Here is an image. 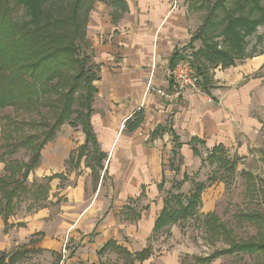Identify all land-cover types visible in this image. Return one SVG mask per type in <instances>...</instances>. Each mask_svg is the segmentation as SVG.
Returning a JSON list of instances; mask_svg holds the SVG:
<instances>
[{"label": "trees", "instance_id": "16d2710c", "mask_svg": "<svg viewBox=\"0 0 264 264\" xmlns=\"http://www.w3.org/2000/svg\"><path fill=\"white\" fill-rule=\"evenodd\" d=\"M97 1L102 0H0V139L4 142L0 145V163L4 164V173L0 175V218L4 220L6 229L8 220L21 209L22 202L31 200L28 210L34 211L47 200L50 182L63 176L54 174L45 178L44 183L27 185L30 174L41 163L45 145L54 140L57 131L66 123L73 127L81 126L86 136L85 143L71 155L70 163L73 164L76 158L75 166L79 167L86 157L87 167L98 178L105 169L106 155L100 149L91 120L100 65L94 60L87 37L89 18ZM263 1L185 0L188 10H205L206 13L190 41L175 49L169 65L174 66L181 59L189 58L199 77L201 91L211 95L216 88L212 70L218 67L227 69L255 57L247 51L248 39L256 34L259 27H264ZM105 3L113 9V22L128 12L126 0ZM19 11L23 14L17 18ZM196 42L201 43L198 49H195ZM188 48L192 49L190 55L186 53ZM258 55H264V51ZM8 108L13 110V115L3 114ZM142 122L143 117L137 112L128 122L127 129L133 131ZM165 132L171 134L173 142L169 166L177 173L183 163L180 137L171 128L159 126L151 138H163ZM188 145L194 155L200 157V146H205L206 142L192 138ZM21 150L30 154L29 162L14 158ZM239 159L230 157L224 144L215 145L207 157L211 164L217 165L225 183L234 181ZM241 176L245 181L248 202H257L264 207V179L248 170H242ZM188 179L184 173L183 181L176 183V189H180ZM208 180L210 184L217 178ZM165 182L164 176L158 185L159 190L164 188ZM193 184L187 197L180 192H169L155 221L154 235L199 216L202 195L208 184L200 181ZM144 190L145 187L143 193ZM122 212L132 221L142 216L132 204H127ZM234 222H223L216 212L206 214L203 223L209 237L215 245L222 243L223 246L216 247L208 256H191V259L196 264H212L220 258L248 256L256 264H264V211L252 208L239 210L234 214ZM237 228H252L255 233L241 237ZM109 248L115 249L123 258V264L143 263L153 252L149 245L131 253L110 241L99 255L102 256ZM41 251L23 248L10 256L2 253L0 264H17L27 259L31 252ZM100 264L105 263L101 261Z\"/></svg>", "mask_w": 264, "mask_h": 264}, {"label": "crops", "instance_id": "0c3cea01", "mask_svg": "<svg viewBox=\"0 0 264 264\" xmlns=\"http://www.w3.org/2000/svg\"><path fill=\"white\" fill-rule=\"evenodd\" d=\"M126 1L128 12L119 21L113 22V9L99 1L94 4L88 22L87 37L92 45L94 60L100 65L91 120L97 142L106 155L105 171L101 173V178L96 179V189H93L92 183L96 176L86 167L85 157L79 167L75 166L76 158L74 166L69 161L71 155L85 143V134L81 131L76 137L71 129L62 126L54 140L42 150V160L35 173L40 172V177L64 174V188H60L59 179L54 180L49 200L54 204L59 197H64L81 210L55 215L52 207H48L22 216L17 213L8 220V232H4L5 222L0 218V251H9L15 244L28 243V237L39 232L45 233L44 239L27 249L62 253L69 244L71 249L67 247V255H64L61 264H100L102 256L99 251L110 241L130 251L129 245L121 240L120 225L116 219L120 210L115 205L117 201L112 200L116 197L148 199L146 210L138 221L141 227L139 235L144 238L153 231L158 206L155 200H159L158 185L162 183L164 171L162 149L157 140L171 134L165 132L163 138L156 139H152L151 134L159 126H166L180 137L183 147L184 140L199 138L206 145L224 144L227 148V138L247 133L250 127L253 129L257 124L254 118L242 115L239 109L241 102L247 104L252 83L230 94L220 93L216 88L211 95L190 94L184 103L147 93L148 83L156 88L168 87L163 68L169 64L175 49L190 41L192 30L186 19L187 11L182 10L178 0ZM261 57L260 62H249L244 68L260 69L264 65V55L257 57ZM231 74L220 79L239 80L238 75ZM137 112L141 113L143 122L129 131L128 122L134 119ZM188 142L186 145L190 148ZM68 169L72 170V174L68 175ZM104 176L110 183L105 191ZM111 183L124 186L117 188ZM84 203L87 204L85 207ZM59 216L69 222L64 219L57 221ZM19 223L24 225L18 226Z\"/></svg>", "mask_w": 264, "mask_h": 264}, {"label": "rangeland", "instance_id": "374dc122", "mask_svg": "<svg viewBox=\"0 0 264 264\" xmlns=\"http://www.w3.org/2000/svg\"><path fill=\"white\" fill-rule=\"evenodd\" d=\"M105 0L100 1L105 3ZM176 1V0H173ZM180 1V2H179ZM99 2V1H97ZM96 2V3H97ZM95 3V4H96ZM106 4V3H105ZM264 4V1H263ZM107 5V4H106ZM178 5L182 8V10L187 11L186 19L188 20L189 25L191 26L190 31L194 33L199 25L201 24L204 15L206 13L205 10L194 12L188 10V7L185 3V0H178ZM174 7V6H173ZM23 14V11H19L17 18H20ZM195 30V31H193ZM261 39V40H260ZM248 53H252L255 55L254 58L247 59L244 62H238L235 67L229 69H222L218 67L215 70H212V75L216 84V89L219 90L220 93H234L235 91H240L248 83H252L251 88L249 89V98L247 104L239 105L240 113L242 115H246L250 117V119H255L257 124H254L253 129L251 127L247 130V133L243 132V134L233 135L231 138H227L225 144L228 146L227 149L229 151V155L232 158H240L237 174L233 182L225 183L224 178L220 175L218 171L217 165L211 164L207 157L213 148L212 144H207L205 146H200L202 156H194L191 149L186 145L189 141V138L184 140L185 145L182 149L183 163L180 165L179 172L175 173L169 166L170 161L172 160V138L170 135H165L163 139L157 140V144L159 148H161L162 152V166H163V177L165 176L166 182L164 188L158 191L157 198L158 201L155 200V203L158 204L156 208V219L159 217L161 210L163 209V200L169 194V192H180L183 193L186 197L190 194L193 189L194 182L200 181L208 184V187L203 193V204L200 209L199 216L196 218L188 219L187 221L175 224L168 228V230H164L161 233L154 235L153 231L147 235V237L140 236V229L138 225V221H132L126 218L123 215L122 207L131 202L135 208L141 212L146 210L145 206L148 202V199L144 198H132V199H123L117 198L112 201H117L116 206L120 210V213L116 217L118 224L120 225V233L122 234L121 240L127 243L129 248L133 253L143 250L147 248L149 245L153 247V252L151 257L141 263L136 262L135 264H196L191 256H208L211 254L216 247L223 246L222 243L214 244L212 239L209 237L203 220L205 215L209 212H216L217 215L221 218V220L228 224H234V214L239 210H245L248 208L258 209L264 211V207L259 203H250L245 197V181L241 176L242 170H248L257 177L264 179V65L257 70H249L244 68V65L248 64L252 61L260 62L261 58H257L260 51H264V27H259L258 31L255 35L248 39ZM201 46L200 42L195 43V49H198ZM186 53L190 55L192 53V49L188 48ZM257 58V59H255ZM255 59V60H254ZM255 62V63H256ZM165 65V64H162ZM232 72L233 75H238L239 80L233 79L231 81H222L220 77L225 76L226 74H230ZM243 74V76H241ZM257 83V84H256ZM200 94H205L201 92ZM218 95V94H217ZM217 101V100H214ZM221 101V100H220ZM3 114L13 115L14 112L12 109L8 108L3 111ZM76 117V115H74ZM254 121V120H252ZM255 123V122H254ZM251 126V125H250ZM66 129H71L76 137L80 136L82 131L81 126L73 127L69 123H66L64 126ZM0 131H1V122H0ZM1 135V134H0ZM1 138V136H0ZM4 142L0 139V145ZM78 150V149H77ZM14 158L24 160L25 162H29L30 154H26L25 151L21 150L19 154H17ZM86 160V157H85ZM86 164V162H85ZM177 164V163H176ZM74 166V162H73ZM87 167V165H86ZM37 169V168H36ZM35 169V170H36ZM55 170V169H53ZM57 170V169H56ZM68 175L72 174V170H67ZM105 171V169H104ZM103 171H101L102 173ZM4 173V164L0 163V175ZM82 174V172H78ZM100 173V178H101ZM187 173L189 179L182 183L180 189H176V183L183 181V174ZM59 174V173H58ZM166 174V175H165ZM54 174L47 175L44 177H40L41 173L37 174L33 171L28 179V186L38 185L40 183H44L43 180L47 177L53 176ZM56 177L50 182V190L48 194V198L45 202L41 204L38 208L28 210V205H30V201H25L21 203V209L17 211L19 215H24L25 213H32L38 210H42L48 207H52V211L56 215L57 213L62 214L64 212L74 213L76 211H80L81 209L76 208L75 204H72L70 201L65 199L64 197L58 198L54 204H52V200H49L52 190V182L54 180H60V188H64V182L66 180V176ZM105 177V183L103 184V190L105 191L108 186H110L109 181ZM215 177L217 180L214 183L209 184V178ZM92 180L93 189L95 190L97 187V179ZM163 181V180H162ZM100 182V179H99ZM113 187H123L121 184L111 183ZM152 184L148 185L151 186ZM54 195H57L54 193ZM58 197V196H57ZM151 202H154L152 200ZM86 203V202H85ZM83 204L85 207L87 204ZM16 213V214H17ZM57 221H61L64 219L65 222H69L65 218H60ZM23 223H19L18 226H23ZM10 227L4 230V232H8ZM137 229V232L134 230ZM131 229V230H130ZM255 233V230L252 228L238 229L237 234L241 237L251 236ZM45 237V233L39 232L34 233L27 240L28 243L19 245H14L9 251H0V255L2 253H8L7 256L14 254L16 251H19L23 248H27L29 245H35L40 243ZM67 247L69 244L63 249L62 253L53 254L48 250L41 249V252H31L27 259L21 260L17 262V264H55L64 260V255H67ZM34 249V248H33ZM62 255V261L59 259V256ZM105 264H123V258L115 251V249L109 248L100 258ZM212 264H256L255 261L248 258V256H234V257H225L220 258L214 261Z\"/></svg>", "mask_w": 264, "mask_h": 264}, {"label": "built area", "instance_id": "2783aa9c", "mask_svg": "<svg viewBox=\"0 0 264 264\" xmlns=\"http://www.w3.org/2000/svg\"><path fill=\"white\" fill-rule=\"evenodd\" d=\"M163 75L168 81L167 88H156L148 83L147 93L169 100L184 103L190 94L201 93L199 77L189 58L178 61L174 66L167 64Z\"/></svg>", "mask_w": 264, "mask_h": 264}]
</instances>
